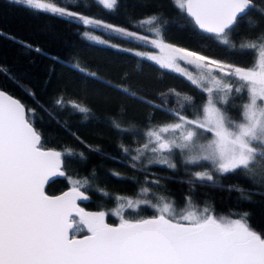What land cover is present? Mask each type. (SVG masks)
Instances as JSON below:
<instances>
[{"label": "snow or ice", "instance_id": "1", "mask_svg": "<svg viewBox=\"0 0 264 264\" xmlns=\"http://www.w3.org/2000/svg\"><path fill=\"white\" fill-rule=\"evenodd\" d=\"M13 2L150 43L161 55L135 54L154 61L160 68L178 71L204 95L202 103L197 104L193 96L170 89L177 107L165 111L175 119L145 133L147 143L131 156V167L136 168L147 151L153 154L149 163L175 170L178 162L174 157L179 155L183 164L204 169H186L191 171V179L186 182L192 186L196 182L214 186V173L244 172L259 175L264 182V31L259 30L257 21L249 20L246 27L256 34L239 43L236 39L240 20L253 10L264 18V7L257 9L255 0H173L194 26L211 36L222 50L252 53L248 67L165 42L159 26L163 21L158 15L140 21L141 25L152 26L149 30L156 38L149 40L58 6L54 0ZM97 2L109 10L118 4V0ZM88 38L107 43L94 35ZM122 90L139 98L135 91ZM71 103L81 113L90 111ZM56 104L64 106L65 101L57 99ZM189 108L193 110L191 118L185 115ZM233 108L238 109V115L229 114ZM29 113L34 110L26 109L19 100L0 90V264H264V234L250 226L247 212L233 219L215 216L208 208L203 212H177L175 203L166 197H159L158 203L153 204L117 196V200L124 202L111 213L119 219L118 224L112 225L106 221L108 212H86L78 205L77 201L89 199L81 190L89 186L88 178L70 180L71 189L62 195H48L45 185L49 177L65 175L63 157L74 153L45 149ZM114 127L126 131L118 124ZM121 148L128 153L124 145ZM80 156L83 158V153ZM237 190L247 199L242 189ZM97 191L105 197L110 195L104 189ZM186 200L191 205V196ZM142 203L154 208L156 214L147 218H127L123 214L125 208L137 210ZM82 232L86 234L81 237Z\"/></svg>", "mask_w": 264, "mask_h": 264}, {"label": "trees", "instance_id": "2", "mask_svg": "<svg viewBox=\"0 0 264 264\" xmlns=\"http://www.w3.org/2000/svg\"><path fill=\"white\" fill-rule=\"evenodd\" d=\"M54 2L90 19L137 33H146L145 29L152 27L141 25V20L158 15L163 21L159 26L165 42L202 50L238 66L248 67L252 62L250 52L222 50L211 36L195 28L173 0H118L114 10L104 8L96 0ZM255 4L257 9L262 8L264 0H255ZM249 20L257 21L259 30L264 31V18L253 10L246 19L240 20L237 43L256 34L246 27ZM88 30L122 46L147 47L93 29L75 18L38 11L13 0H0V68L6 70L0 71V90L18 99L26 109L34 110L28 115L41 133L45 149L74 153L63 157L65 175L48 183L46 193H60L72 187L70 180L88 178L89 186L81 190L89 199L83 200L80 207L88 212H108L106 221L112 225L119 223L111 215L117 196L148 200L153 204L158 203L159 197H166L175 203L176 211L188 206L197 211L208 208L215 216L233 219L247 212L250 226L264 234V182L257 183L249 174L214 173V186L209 182L203 185L196 182L192 186L186 182L191 179L189 170L202 168L185 165L178 157L174 158L178 162L175 170L156 163H137L136 168L131 167V150L145 142L146 130L175 119L165 111L177 107L170 89L193 96L197 104L202 103L204 95L171 70L123 49L88 41L82 35ZM37 48L39 52L35 51ZM77 65L86 71H79ZM87 72L96 75L90 76ZM124 88L135 91L139 98L128 95ZM57 99H63L65 105L58 106ZM71 102L90 111L81 113ZM229 114L238 115V109H231ZM185 115L191 118L193 110L189 108ZM117 124L126 131L114 127ZM114 172L119 176L113 175ZM153 180L159 183H152ZM98 188L110 195L102 196ZM144 188L149 191L143 192ZM237 189H242L247 199H243ZM188 196L192 198L191 205L186 200ZM123 214L127 218H147L156 213L154 208L142 203L137 210L125 208Z\"/></svg>", "mask_w": 264, "mask_h": 264}, {"label": "rangeland", "instance_id": "3", "mask_svg": "<svg viewBox=\"0 0 264 264\" xmlns=\"http://www.w3.org/2000/svg\"><path fill=\"white\" fill-rule=\"evenodd\" d=\"M96 1H97V0H96ZM101 6H103V5H101ZM94 20H95V19H94ZM103 23H104V22H103ZM89 26H90L91 28H93V29L106 31V32H109V33H112V34H115V35L121 36V37H123V38H125V39H127V40H130L131 42H136V43H139V44L145 45V46H147V47H146V48H138V47H135V46H133V45L122 46V45H120V44L112 43V42H110V41L105 40L100 34H98L96 31H93V30H88V31H85V32L82 33V35L84 36V38H86L88 41H91V42H94V43L100 44V43H98V42H96V41H93V40H90V39L88 38V35H94V36L99 37V39H101V40H105V41H107V43H105V44H101V45L110 46V47L115 48V49H123V50H124V49H130V51H128V52H130V53H132V54H134V55H136V54H135L136 52L147 53V54H150V55H157V56L161 55L159 49L153 47L150 43H145V42L140 41V40H137V39L124 37V36H122V35H119V34H117V33H115V32H112V31L106 29V28H103V27H97V26H95V25H89ZM116 27H117V26H116ZM150 28H151V27H148V28L145 29V30H146V33H137V32H135V33H137V35H139V36H146V37H148L149 40L155 39V38H156V35H155V33H154L153 31L149 30ZM126 30H127V29H126ZM127 31H130V30H127ZM131 32H134V31H131ZM86 33H87V35H86ZM111 45H116V46L113 47V46H111ZM136 56H137V55H136ZM138 57L144 58V57H142V56H138ZM144 59H146V58H144ZM147 60H148V59H147ZM149 61H151V60H149ZM151 62L155 63L154 61H151ZM155 64H156V63H155ZM181 64H182V62H181ZM156 65H157V64H156ZM173 72L179 74L178 71H173ZM160 126H162V125H160ZM151 128H153V127H151ZM149 129H150V128H149ZM149 129H147L146 132H147ZM145 143H147V137H146V139H145V142H144L142 145H140V146H138V147H136V148H133V149L131 150V154H130V156L135 155V154H136V150H137L138 148H139V149H142V148H143V145H144ZM152 155H153V154H152L151 152H147V151H145V152H144V155H143L142 158H141V160H140L139 162H137V163H139V164H140V163H143V164H146V165L154 164V163H149V162H148V161H149V158L152 157ZM176 157L182 159L179 155H177ZM174 158H175V157H174ZM156 164H157V163H156ZM201 170H204V169H201ZM201 170H197V171H201ZM257 171L259 172V169H257ZM249 177H251V179L254 180V181H256L257 183H261V184L263 183V182H261L259 175L253 176L252 174H249ZM127 198H129V197H127ZM122 202H124V201L116 200V206H115V208H114L113 210H111V213L114 212L115 209H116L117 207H119V204L122 203ZM183 210L197 211V210H196L194 207H192V206H188V207H186V208L183 209ZM86 212H88V211H86ZM177 212H180V211H177ZM197 212H203V209L200 210V211H197ZM111 215H112V214H111ZM112 216H113L114 218H116L117 220H119L118 217H116V216H114V215H112Z\"/></svg>", "mask_w": 264, "mask_h": 264}, {"label": "water", "instance_id": "4", "mask_svg": "<svg viewBox=\"0 0 264 264\" xmlns=\"http://www.w3.org/2000/svg\"><path fill=\"white\" fill-rule=\"evenodd\" d=\"M184 15L189 19V20H191V18L190 17H188L187 15H186V13H184ZM193 24V23H192ZM194 25V24H193ZM196 28V27H195ZM197 29V28H196ZM198 31H200L199 29H197ZM4 92V91H3ZM6 93V92H5ZM7 95H10V94H8V93H6ZM10 96H12V95H10ZM13 97V96H12ZM14 99H16L15 97H13ZM18 100V99H17ZM62 175H53V176H51V177H49V180H48V183H50L52 180H54V179H57V178H60ZM47 183V184H48ZM46 184V185H47ZM46 185H45V187H46ZM71 188H67V189H65V190H63L62 192H60V193H57V194H54V195H51V194H48V195H50V196H59V195H62L64 192H67V191H69ZM81 202H83V200H79V201H77V203H78V205L80 206V204H81ZM118 224V223H117ZM114 225H116V224H114ZM86 234V233H85ZM84 235V234H83ZM83 235H80L81 237L83 236Z\"/></svg>", "mask_w": 264, "mask_h": 264}]
</instances>
